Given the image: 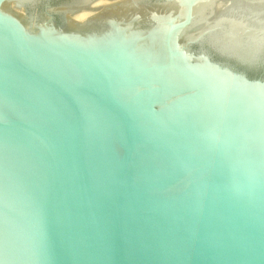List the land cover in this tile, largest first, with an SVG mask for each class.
Masks as SVG:
<instances>
[{
	"label": "water",
	"instance_id": "obj_1",
	"mask_svg": "<svg viewBox=\"0 0 264 264\" xmlns=\"http://www.w3.org/2000/svg\"><path fill=\"white\" fill-rule=\"evenodd\" d=\"M95 1L0 0V264H264V0Z\"/></svg>",
	"mask_w": 264,
	"mask_h": 264
},
{
	"label": "bare ground",
	"instance_id": "obj_2",
	"mask_svg": "<svg viewBox=\"0 0 264 264\" xmlns=\"http://www.w3.org/2000/svg\"><path fill=\"white\" fill-rule=\"evenodd\" d=\"M107 3H110L108 0H96L91 7H98V6H102V5H106ZM224 5V4H223ZM221 7V6H220ZM92 9H88V10H82L79 13L75 14L73 18H75L78 21L84 20L85 18H87L88 16L93 14Z\"/></svg>",
	"mask_w": 264,
	"mask_h": 264
},
{
	"label": "rangeland",
	"instance_id": "obj_3",
	"mask_svg": "<svg viewBox=\"0 0 264 264\" xmlns=\"http://www.w3.org/2000/svg\"><path fill=\"white\" fill-rule=\"evenodd\" d=\"M110 3H112V1L108 0ZM108 4V3H107ZM14 11L17 12V13H20L21 15H24L23 14V11L22 9H17V8H14ZM96 11H93V13H95ZM91 16V15H90ZM89 17V16H88ZM82 21V20H81Z\"/></svg>",
	"mask_w": 264,
	"mask_h": 264
}]
</instances>
